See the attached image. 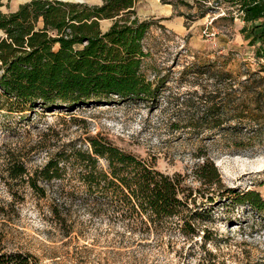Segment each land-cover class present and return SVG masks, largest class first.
Returning a JSON list of instances; mask_svg holds the SVG:
<instances>
[{"label":"rangeland","instance_id":"rangeland-1","mask_svg":"<svg viewBox=\"0 0 264 264\" xmlns=\"http://www.w3.org/2000/svg\"><path fill=\"white\" fill-rule=\"evenodd\" d=\"M26 1L0 0V9L11 12ZM170 1L173 16L182 20L180 31L164 25L162 1L137 0L134 7L139 18L153 20L142 43L149 52V78H165L156 105L114 102L77 107L71 114L35 112L23 119L0 113V253H29L39 264H197L210 251L225 264H264V209L218 194L228 188L253 189L264 199V16L239 14L246 12L243 0ZM111 22L100 20L101 29ZM205 26L214 28L215 36H206ZM208 60L217 68L197 76L183 72L192 62ZM221 66L223 74L217 71ZM204 91L207 102H226L224 129L203 128L196 134L188 119L192 109L184 105L186 127L172 130L173 97L181 94L194 102ZM237 102L244 112L232 118L238 114ZM96 134L200 187L193 196L197 194L198 210H210L209 220L195 222L196 231L189 234L173 225L130 232L120 220L80 202L73 191L81 182L72 167L60 179L40 178V168L54 152L69 149L71 142L85 146V138ZM11 152L25 162L23 177L8 174ZM203 152L216 165L220 186L207 189L195 179L196 156ZM208 196H213L211 202Z\"/></svg>","mask_w":264,"mask_h":264},{"label":"trees","instance_id":"trees-1","mask_svg":"<svg viewBox=\"0 0 264 264\" xmlns=\"http://www.w3.org/2000/svg\"><path fill=\"white\" fill-rule=\"evenodd\" d=\"M160 1L173 5L170 0ZM136 2L29 0L11 12L0 9V113L23 119L35 112L59 109L71 114L77 107L114 102L156 105L165 90V78L151 79L147 74L149 52L142 42L153 20L135 15ZM243 3L244 17L264 16L263 0H243ZM182 4L188 5L184 1ZM102 19H112L105 30L100 27ZM216 65L209 60L192 62L183 72L197 76L214 70ZM223 69L221 66L217 71L223 74ZM205 91L197 97L198 101L192 102L185 95L182 98L181 94L173 97L172 104L169 101L173 108L169 121L172 130L186 127L181 117L184 105L192 109L188 119L193 121L190 125L196 134L203 128L224 129L226 102L222 98L215 103L207 102L202 98ZM239 104H235L238 114L232 118L244 112ZM85 139V146L71 142L69 149H59L49 156L40 168V178L47 182L60 179L68 166L72 167V174L81 182L73 191L80 202L120 220L130 232L173 225L189 234L196 231L195 222L211 217L210 210L197 208V194H193L200 192V187L187 184L180 173L168 174L157 169L153 162L116 145L111 138L96 134ZM11 155L13 160L6 167L10 178L23 177L27 173L25 162L20 154L16 157L11 152ZM196 157L200 161L193 175L200 186L207 189L220 186L213 160L204 152ZM27 180L33 181V177L28 176ZM40 191L43 193L44 188L40 187ZM225 193L232 203L264 209V199L256 190L236 192L228 188L218 194ZM212 197H207L209 202ZM52 211L59 215L55 208ZM0 264H39V261L29 253L1 252ZM197 264L225 262L206 251Z\"/></svg>","mask_w":264,"mask_h":264},{"label":"crops","instance_id":"crops-1","mask_svg":"<svg viewBox=\"0 0 264 264\" xmlns=\"http://www.w3.org/2000/svg\"><path fill=\"white\" fill-rule=\"evenodd\" d=\"M160 11L159 14L164 17V25L167 26L168 28L176 31H180L179 26L184 28L182 26V20H178V16H173V5L169 3H162L160 6Z\"/></svg>","mask_w":264,"mask_h":264},{"label":"built area","instance_id":"built-area-1","mask_svg":"<svg viewBox=\"0 0 264 264\" xmlns=\"http://www.w3.org/2000/svg\"><path fill=\"white\" fill-rule=\"evenodd\" d=\"M239 14H243L242 16H244V13H243L242 10L239 12ZM263 27H264V24H263ZM203 33L206 36L212 37V36H215V34L217 33V31L214 28H212V27L205 26V28L203 29Z\"/></svg>","mask_w":264,"mask_h":264},{"label":"water","instance_id":"water-1","mask_svg":"<svg viewBox=\"0 0 264 264\" xmlns=\"http://www.w3.org/2000/svg\"><path fill=\"white\" fill-rule=\"evenodd\" d=\"M79 2H83V1H79Z\"/></svg>","mask_w":264,"mask_h":264}]
</instances>
